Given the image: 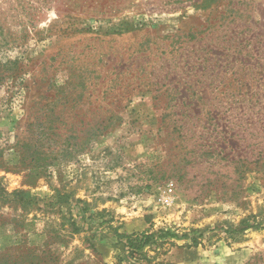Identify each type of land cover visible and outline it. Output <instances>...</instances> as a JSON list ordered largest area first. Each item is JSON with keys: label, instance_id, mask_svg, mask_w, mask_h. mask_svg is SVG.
Listing matches in <instances>:
<instances>
[{"label": "rangeland", "instance_id": "rangeland-1", "mask_svg": "<svg viewBox=\"0 0 264 264\" xmlns=\"http://www.w3.org/2000/svg\"><path fill=\"white\" fill-rule=\"evenodd\" d=\"M263 163L264 0H0V264H264Z\"/></svg>", "mask_w": 264, "mask_h": 264}, {"label": "trees", "instance_id": "trees-1", "mask_svg": "<svg viewBox=\"0 0 264 264\" xmlns=\"http://www.w3.org/2000/svg\"><path fill=\"white\" fill-rule=\"evenodd\" d=\"M262 166L264 167V163ZM13 196L17 198L18 203L24 206L39 204L40 202V199H37V197H33L29 193H25L22 191L15 192ZM66 197H69V196H65V194H63L62 192H59L56 198L52 200L42 199V206L44 207L43 210L46 212H56L60 210L62 208L61 206L64 200H66ZM82 213L86 214L87 209H82ZM81 219L85 220V217L81 216ZM111 222H112V219L109 221V223ZM71 226L73 227V233L81 232V229L77 225L76 222H72ZM253 227H255V225L250 226L248 225L247 221H243L236 228L238 230H236L235 232L242 233ZM115 235L120 239V243H122L123 248L127 249L128 251H132V253L139 252L141 249H143L151 241V239H153V236H154L153 234H150L148 232L136 233L133 235H126V234L118 233V230H116ZM170 236L171 238L176 237V235L174 234H171ZM193 243H194V246L198 245L197 240H193Z\"/></svg>", "mask_w": 264, "mask_h": 264}]
</instances>
